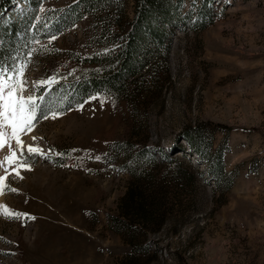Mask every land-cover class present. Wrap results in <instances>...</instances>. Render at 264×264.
Wrapping results in <instances>:
<instances>
[{
	"label": "rangeland",
	"instance_id": "374dc122",
	"mask_svg": "<svg viewBox=\"0 0 264 264\" xmlns=\"http://www.w3.org/2000/svg\"><path fill=\"white\" fill-rule=\"evenodd\" d=\"M29 1L17 0L0 23L28 12ZM35 3L43 31L30 48L25 95L51 77L37 94L45 114H61L38 120L22 137L44 155H26L31 171L8 177L18 191L0 196V204L35 219L0 214V264H129L130 246L108 219L117 215L130 177L110 145L129 136L158 156L178 138L187 152L179 136L198 125L211 137V151L222 149L232 184L216 187L195 154L169 153L201 176L193 192L181 188L170 196L161 227L148 226V251L135 253L134 264H264V0H184L182 11L198 21L175 28L169 81L153 92L146 124L140 116L133 123L121 102L74 95L77 62L106 48L87 39L88 17L50 30L71 0ZM7 154L0 150V159Z\"/></svg>",
	"mask_w": 264,
	"mask_h": 264
},
{
	"label": "trees",
	"instance_id": "16d2710c",
	"mask_svg": "<svg viewBox=\"0 0 264 264\" xmlns=\"http://www.w3.org/2000/svg\"><path fill=\"white\" fill-rule=\"evenodd\" d=\"M17 0H0V18L13 8ZM36 1L28 2L31 9L14 20L0 23V63L11 66L12 57L24 60L32 47L36 33L43 24L37 18ZM184 0H71L59 23V28L88 17L90 26L85 35L103 51L83 57L77 62L78 76L71 79V89L79 99L103 95L125 105L131 120L137 117L146 124L148 103L153 92L160 93L169 81L171 39L175 28L191 22L192 11L183 12ZM201 13V10L199 11ZM202 20V19H201ZM200 20V21H201ZM199 29L205 24L200 23ZM187 144V152L179 144L168 151L158 148V156L145 141H131L130 137L111 143L115 161L130 177V184L118 204L117 215L108 221L112 230L128 243L129 264L138 260L135 253L148 251L146 229L161 227L166 205L175 190L187 188L193 192L201 173L190 164L182 166L179 158L169 153L182 151L195 154L210 174L216 187L225 190L232 184V175L224 171L222 149H210L211 137H206L201 125L186 128L179 136ZM178 149V150H177ZM172 154V153H171ZM171 164V165H166Z\"/></svg>",
	"mask_w": 264,
	"mask_h": 264
},
{
	"label": "snow or ice",
	"instance_id": "6c2138e0",
	"mask_svg": "<svg viewBox=\"0 0 264 264\" xmlns=\"http://www.w3.org/2000/svg\"><path fill=\"white\" fill-rule=\"evenodd\" d=\"M52 39L54 40L56 37L53 36ZM33 51V49H29L22 62L17 55L11 58V66L0 63V150L6 148L8 153L0 159V170H3V174L0 175V196L5 195L6 192L16 193L18 191L16 188L8 186L7 179L10 175L23 179L19 169L31 171L25 159L26 155H39L41 157L44 155L40 147L34 144H25L22 137L33 132L38 120L49 117L56 119L61 114L57 112L45 114L42 111L44 97L37 94L40 89H46L48 85L53 83L51 77L35 81L32 85L33 92L25 95L28 92L25 71L31 61ZM95 99L101 98L98 96L89 97V100ZM101 104H103V99H101ZM82 107L83 105H78L77 110ZM31 139L35 141L37 138L32 136ZM96 159L98 160L99 157ZM0 214L7 219H35L27 213L10 210L4 204H0Z\"/></svg>",
	"mask_w": 264,
	"mask_h": 264
}]
</instances>
